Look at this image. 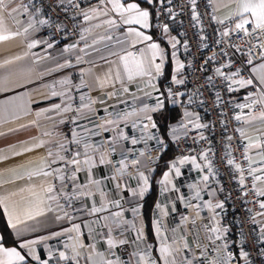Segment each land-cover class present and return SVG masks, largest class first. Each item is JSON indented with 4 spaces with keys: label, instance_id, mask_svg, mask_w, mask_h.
<instances>
[{
    "label": "crops",
    "instance_id": "crops-1",
    "mask_svg": "<svg viewBox=\"0 0 264 264\" xmlns=\"http://www.w3.org/2000/svg\"><path fill=\"white\" fill-rule=\"evenodd\" d=\"M6 2L9 8L0 11V19L11 31L18 30L16 21H21L23 27H26L29 19H46L34 0H6ZM127 2H135L142 9L149 10V27L142 31L152 37L151 42L157 43L163 53L160 73L156 74L153 69L151 78H139L133 82H128L126 78L121 82L116 81L120 61L118 56L111 53L117 52L123 55L125 50L135 53L145 45L138 44L136 48H132L130 43L122 44L121 41H130L131 38L127 36V26L123 25L120 18L112 12L104 16L89 10L85 13L92 17L90 20H86L84 15L80 16L79 22L84 39L80 37L76 42L54 40L47 33L48 23L37 25L27 37L20 36L14 40L0 42V65H3L0 67V200H4L8 205L9 212L12 213L11 217L3 206L0 208L5 225L15 242L14 245H6L0 230V244L8 248L17 247L20 250L21 241L39 240V243L33 246L38 260L32 259L27 248L21 250L25 255L24 264H40L43 260H48L49 264H57L59 251H66L67 255L71 256V248L65 249L64 244H73L77 233L68 232L61 236H54L53 233L71 228L73 224L80 226V243L94 246L96 252H107L108 245L105 238L109 229L114 240L126 239L128 241L126 245H118L112 249L115 256H109V259L118 256L128 261L130 254L138 250V245L141 248L150 246L152 249L146 235L142 201L151 189V179L156 166L154 161L146 158V153L161 149L165 145L155 118L165 106L162 79L168 73L170 77L168 81H173L175 75L177 80L182 81L177 84L182 85L187 71V57L184 52V42L177 29L162 31L158 37L154 28L153 14L156 0L151 5L146 0H127ZM211 2L217 21H224L220 25L234 29L233 19L229 17L233 15L236 4L230 0H211ZM21 4L29 6V13L21 11L8 15L13 7H19ZM109 7L110 5H106L101 8L106 10ZM37 9H39L38 15ZM110 19L116 20V26L106 23ZM19 30L22 31L23 28L19 27ZM32 41H37V46L29 49L27 45ZM49 43L52 44L50 48ZM173 43H176L175 48L172 47ZM73 44L76 45L75 48L64 50ZM17 56L21 59L17 60ZM9 60L12 63L6 64L5 61ZM155 62L161 63L160 58L158 57ZM261 63H264V59L253 64L249 69V79L253 80V85L242 87L237 84L234 87L235 93L249 89L251 86H259V74L253 73L252 69L258 68ZM178 64L183 65L179 71H177ZM119 70L122 74V68ZM62 81L68 83H61ZM124 88L128 90L124 91ZM53 91L57 93L56 96L51 94ZM259 96L258 92L257 99ZM169 100L170 104L179 111L177 121L168 130L172 142L182 137L187 127H190L196 136L207 133L208 126L195 129L189 123L191 120L207 125V120L197 109L191 95L181 94L179 101L170 98ZM56 104H60L61 108L71 105L72 111L61 114L50 111ZM145 106L147 111L141 112L140 109ZM77 109H80L79 115ZM127 112H136V115L124 118ZM186 112L191 113V116H186ZM37 113H40L39 117ZM253 114L258 113L254 111ZM61 118L63 123L60 122ZM74 118H76L75 123H73ZM153 124L155 127H152ZM101 125L103 127H100ZM184 125L187 127H183ZM173 128L176 131H173ZM242 130L246 133L242 138L243 147L249 142V137L252 140L258 136L264 138V126L259 121L251 125L242 121ZM45 132L50 135H45ZM74 132L80 140L79 145L70 143ZM121 132L126 139L121 136ZM133 139L137 143L133 144ZM41 142L43 147H35ZM59 143L68 147L73 146L70 155H64L61 151V155L68 159H71L76 151L81 153L78 157L81 161L78 170L68 166L71 168L69 176H67L68 169L62 164L64 162L52 165L53 168L63 169L61 175L68 177L63 181L64 187H61L60 180H54L53 177L29 176L30 172L41 167L43 160L50 159L47 156L49 151L53 154L57 152ZM85 144L90 145L87 152L93 160L91 168L83 163L86 159L83 155ZM27 148H31L32 151H25ZM259 151L261 149H251L250 157L258 160ZM17 153L21 154L17 155ZM101 155L105 159L104 164L100 163ZM187 156L196 157L197 163L202 167L193 168L190 162L179 164V159L184 156H177L169 162L160 182L164 180L166 172L169 174V179L166 184H159L158 199L152 215L156 248L151 254L154 258L159 256L157 251L159 241L154 227L155 222L159 221L162 231L160 239L166 238L169 243L176 240L177 244L174 247L183 249V255L179 256L178 260L193 259L194 264H202L199 261L201 250L197 246L201 222L204 219L214 221L213 216L219 213L215 215L214 222L219 224L221 229L229 230L231 227L226 221L228 213L226 196L216 182L214 171L207 184L202 182V175L208 174L207 168L203 167L204 164L209 163L208 159L200 160V155ZM134 159L138 163L133 164ZM121 160L124 161L122 174ZM173 164L180 169L179 176L171 169ZM140 173L148 178L146 190L142 195L140 189L143 184L139 179ZM93 180L100 181L99 186L92 183ZM48 182L55 184L56 193L65 194L58 197V203L64 206V211L72 217L71 220L68 217L59 221L55 219L56 215L63 216V212H60L57 203L48 200L43 192ZM194 184L200 190L199 199H192L194 192L190 185ZM257 200H264V197H257ZM102 202L109 210L96 215L91 214V208L100 207ZM116 202L120 207L115 206ZM206 202H211L213 205L223 202L224 208L215 209L213 212L204 206ZM188 203L199 205L198 216L196 208L186 207ZM49 206L53 208L52 212L47 210ZM133 209L138 211L134 213ZM40 210H43V215H37ZM260 211L264 210L260 209ZM115 212H121L122 215L112 216L111 213ZM29 214L34 218L29 219ZM185 216L188 220L183 219ZM256 223L260 236H264L260 231L261 227H264V216H257ZM12 224L16 226L12 227ZM138 231L142 233V240L137 236ZM69 237L73 239L70 240ZM185 243L189 245L188 248H184ZM50 251L51 259H49ZM80 251L82 255L79 264H87L86 258L92 252V248L85 247ZM94 258L98 259V257Z\"/></svg>",
    "mask_w": 264,
    "mask_h": 264
},
{
    "label": "built area",
    "instance_id": "built-area-1",
    "mask_svg": "<svg viewBox=\"0 0 264 264\" xmlns=\"http://www.w3.org/2000/svg\"><path fill=\"white\" fill-rule=\"evenodd\" d=\"M34 1L48 21L47 33L59 42L78 41L82 35L80 16L89 10L102 7L99 0ZM193 10L198 17L197 20L192 19ZM153 14L158 37L164 31L165 25L168 29H177L184 42L187 57L185 81L182 85L172 80L166 82L168 97L179 101L181 94L191 95L197 109L207 120L208 126L203 139L187 127L185 134L173 144L178 156L207 154L216 182L225 193L228 213L235 225V229L229 228L227 234L221 231L222 239L215 240L212 233L206 229V225L208 228H220V225L210 219H204L200 224V239L197 246L213 264H217V257L226 258L227 252L238 257L241 247L248 251L249 260L234 259L229 264H264V256L259 255L264 245L258 242L261 236L256 223V213L260 208L257 197L251 190V177L244 172L245 187L241 188L239 184L241 173L227 164L229 158H234L236 163L247 169V162L243 159V137L238 131L242 129V121L235 120L234 116L249 111L244 109L242 112L237 105L245 103V97L249 93L253 94L252 99H257V87L251 86L239 93L229 91L230 82L215 71L219 67L225 74H231L239 69L240 75L233 79H249V69L252 65L247 61L251 58L255 64L263 60L259 51L264 48V34H260L257 40L255 35H245L243 31L237 33L235 28L222 27L215 17L211 0H196L195 5L191 0H171L170 3L169 0H164L163 4L156 0ZM225 31H228L229 35H223ZM256 43L260 44V48L252 47ZM249 49H252L251 52ZM236 85L232 84V88L234 89ZM228 137H231V140ZM146 158L157 165L160 149L146 153ZM245 192L248 194L244 195ZM253 216L255 221L251 219ZM233 231L237 237L236 247L227 241V237ZM204 259L205 256L199 257L202 264Z\"/></svg>",
    "mask_w": 264,
    "mask_h": 264
},
{
    "label": "snow or ice",
    "instance_id": "snow-or-ice-1",
    "mask_svg": "<svg viewBox=\"0 0 264 264\" xmlns=\"http://www.w3.org/2000/svg\"><path fill=\"white\" fill-rule=\"evenodd\" d=\"M146 2L151 5L154 3V0H146ZM161 4H163L164 0H160ZM171 0H169V3ZM230 2L236 4V9L232 16L229 17V19H233V22L235 24V30L237 33L240 31H243L245 35H255L256 39L259 40L260 34H264V0H230ZM99 3L101 6L110 5L109 8L104 10L101 8L100 10L94 8L91 11L94 14H102L104 16H107L109 12L115 13L119 18L123 25L127 26L126 33L127 36L130 37V41H121L122 44L124 43H130V46L132 48H136L138 44H144V48H139L134 53L132 51L125 50L124 54L121 55L120 53L113 52L112 55L118 56L120 64L118 66V70L116 73V81L121 82L123 78H126L128 82H133L139 78L149 77L151 78L153 75V69L155 70L156 74L160 73L161 64L163 62V53L160 50V47L157 43L151 42L152 37L150 35H146L143 29H147L149 27V16L150 12L147 9H142L138 6L135 2H121V0H99ZM191 3L195 5L196 0H191ZM9 8V4L6 2V0H0V11H6ZM29 13V6L25 4H21L19 7H13L10 12H8V15L11 16L13 13ZM37 15L39 13V9L36 10ZM171 10L169 9V12ZM84 18L86 20H90L92 17L88 13H84ZM193 20H197L198 17L195 13V10H193ZM215 19V17H213ZM17 25L19 27H22L23 30L20 31L19 27L16 31H11L7 28V26L4 24L3 20L0 19V42L14 40L17 37L25 36L27 37L30 34V31H34L36 29L37 25H45L48 23L46 19H29L27 21V26L23 27L21 21H16ZM109 25L116 26V20L110 19L106 21ZM219 23L223 24L224 21L220 20ZM138 26V27H133ZM250 26V27H249ZM164 32L168 31L167 25L164 26ZM223 35L227 36L229 35L228 31H225ZM81 39H84V36L81 35ZM175 41V37L172 38ZM37 41H32L31 43H28V48L32 49L37 46ZM178 43V41L176 42ZM176 43L172 44V47H176ZM48 47H52V44H48ZM76 45H70L68 48H65V51H69L72 48H75ZM87 47V45H86ZM253 48H260V44L256 43L253 44ZM252 49H249V52H251ZM81 51H84V49H81ZM259 55L262 59H264V48H261L259 51ZM160 58L161 63H156V59ZM173 57H175V52H173ZM17 60L21 59V57L17 56ZM79 59V57H78ZM6 64L12 63V61H5ZM247 63L249 65H253V60L251 58L248 59ZM3 65H0L2 67ZM225 67H229V65H225ZM122 68V74L119 70ZM180 68H183L182 64H178L177 71H179ZM216 73L223 77L225 80L229 81L228 90L234 91L235 89L232 88V84H238L240 86H249L253 85L252 79H233L234 77H237L240 75L239 69H237L235 72H232L231 74H225L221 71V69L218 67L216 68ZM253 73L259 74V81L260 84L257 86V92L260 93L259 99H252V93H249L248 96L245 97V103L238 104L237 107L239 109L243 110L248 109L249 111L245 114H237L234 116V119L237 121H243L246 124H254V122L259 121L262 126H264V63H261L258 68L253 67L252 69ZM173 82L174 83H182V81L177 80L176 76H173ZM210 79V78H209ZM61 83H68V81H62ZM154 87V85H152ZM127 88H124V91H127ZM53 96H56L57 93L53 91L51 93ZM62 95V94H61ZM155 109H153L154 111ZM50 111H56L57 114L61 113H68L72 111L71 105L65 106L61 108L60 104H56ZM78 115L80 114V109L76 110ZM141 112L147 111V106L140 109ZM257 112L258 114H253V112ZM40 113H37V116L39 117ZM136 112H127L124 114V118H127L129 116H135ZM186 116H191V113L186 112ZM48 119H52V117H48ZM148 119H151V117H148ZM61 123H63V118H61ZM76 122V118L73 119V123ZM107 123H114V121H107ZM193 125L195 129H200L207 127V125L195 122V121H189ZM100 127H103L101 125ZM133 127H135V124H133ZM144 127H147V125H144ZM152 127H155V124L152 125ZM183 127H187V125H184ZM173 131H176L175 128L172 129ZM259 131V129H257ZM241 136H245L246 133L242 129H238ZM45 135H50V133L45 132ZM121 136L123 137V133L121 132ZM126 139V137H123ZM151 138V137H150ZM200 138L203 139V134H200ZM229 140H231V137H228ZM249 142L244 146L243 151V159L247 162V169H244V167L241 164H238L235 162L234 158H229L227 160V164L229 166H233L234 169L237 172H240V179L239 184L241 188L245 187V180L246 176L244 175V172H247V176L251 177V190L254 193L256 197H264V138L257 137L255 140H252L250 137L248 138ZM73 144L79 145L80 140L77 139L76 133H73L71 142ZM132 143L135 144L137 141L135 139L132 140ZM35 147H43V142L35 145ZM85 152L83 155L86 157V159L83 161V163L87 164L89 168L93 165V160L90 156H88L87 149L90 147V145L85 144ZM251 149H261L257 153L259 159H253L249 155V151ZM114 150V149H113ZM25 151H32L31 148L25 149ZM61 151L67 152L70 151L67 145L63 143H59L57 145V152L53 154L52 151H49L47 156L50 159L43 160L41 162V167L37 168L35 171L30 172L29 176H43L45 178L47 177H53L54 180L58 179L60 180L61 187H64L63 181L65 179L64 175H61V172L63 169L61 168H53L52 165L57 164L59 162H64L65 167L67 166H73L76 170H78V166L81 163V161L78 159V157L81 155L79 151H76L71 159H68L66 156L61 155ZM21 153H17V155H20ZM143 155V153H141ZM200 160H207V154L202 153L199 157ZM179 164H185V163H191L193 168L200 169L202 166L197 163L196 157H188L184 156L181 159H179ZM100 163L104 164L105 159L103 155L100 157ZM122 168L120 169V173H123V165L124 161L121 160ZM133 164L138 163L135 159L132 160ZM204 168H207L208 174L202 175V182L207 184L209 181L210 175L213 172V169L211 167L210 162L203 165ZM171 169L175 171V174L177 176L180 175V169L176 167V164L171 165ZM22 178V177H21ZM75 178L74 175L72 177ZM115 177H113L114 179ZM139 179L142 181L143 187L140 189L141 195L146 190V186L148 184V178L143 174H139ZM169 179V174L166 172L164 174V180H162L161 184H166ZM92 183L99 186L100 181L93 180ZM190 188H192L194 192V196L192 199H199L200 198V190L197 185H190ZM166 190V189H165ZM43 192L47 195V199L53 202L57 203V209L60 212H63V216L56 215L55 219L57 221L63 219L64 217H68L70 220L72 217L69 216L68 212L64 211V206L60 205L58 203V197L60 195H65L64 193H56L55 184L53 182H48L47 186L43 188ZM248 193H244V195H247ZM183 199V197L181 198ZM259 208L261 210H264V200H258L257 201ZM0 206H3L5 209V212L11 217L12 213L9 212L8 205L4 202V200H0ZM116 207H120L119 203L116 202ZM205 207L209 208L213 212H215V209H223L224 203L223 202H217L215 205H213L211 202H206ZM159 208V205H157ZM186 207L196 208L197 209V216L199 215V205H194L191 203H188ZM49 212L53 211V208L51 206L47 209ZM109 209L107 208L106 204L104 202L101 203L100 207L93 206L90 210L91 214L96 215L98 213L107 212ZM138 209H133V212H137ZM43 210H40L37 212V215H43ZM112 216L119 217L122 215L121 212H115L111 213ZM215 215H219V213H216ZM215 215L213 216V220L215 221ZM257 216H264V211H259L256 213ZM34 218L29 214V219ZM103 219H108V217H102ZM184 220H188V217H183ZM253 221H255V216L251 217ZM11 222V221H10ZM195 223V221H193ZM15 224H12V227H15ZM135 227V225H133ZM155 232L157 234V239L159 241V248L157 251L159 252V256L154 258L152 256V249L151 247H143L141 248L139 245L137 246V251H133L130 254V258L128 261H124L120 259L118 256H116L115 259H109V256H115V253L112 251V249L116 248L118 245L123 246L128 243L126 239H119V241H116L112 238L111 235V229H109V232L107 234V237L105 238V242L108 245L107 252H96L94 246L91 245H85L83 243H80L79 240V233H80V226L77 224H73L71 228L64 229L61 232L53 233L54 236H61L64 233L68 232H75L77 233V236L75 237V242L71 245L65 243L64 247L65 249L71 248L72 255H67L66 251H59L58 252V260L57 264H60V262H67V264H79L80 257L82 255L80 249H83L85 247L92 248V252L89 254V256L86 258L87 264H194L193 259H185L184 261H179L178 257L183 255V249L181 247H174V245L177 244L176 240H173L171 243L168 242V240L160 239L162 235L161 228L159 226V221H156L154 224ZM206 229L212 233L215 240H221L222 237L220 235L221 231L224 233H227V228H219V227H211L208 228L206 225ZM261 233H264V227H261L260 229ZM137 236L139 239L142 240V233L137 232ZM103 238V237H102ZM69 239H73L72 237H69ZM211 239V238H210ZM260 244L264 245V236H261V238L258 241ZM39 240H28V241H21L19 243V249L17 247H5L3 244H0V264H24L25 261V255L22 254L21 250L27 248L28 253L31 255L33 260H38V257L36 256L34 245L38 244ZM47 247V246H46ZM189 245L185 243L184 248H188ZM224 248H227V243L225 242ZM201 255L205 256V259L203 261V264H213L212 261L208 260L206 258V254L201 251ZM260 256H264V248H261L259 251ZM98 257V259L94 258ZM138 257V258H137ZM52 258L51 251L49 252V259ZM135 258V259H134ZM249 260V253L248 251L244 250L243 247L240 248L239 256L234 257L231 252H227L226 258L217 257V264H229L232 260ZM40 264H49L48 260H43L40 262Z\"/></svg>",
    "mask_w": 264,
    "mask_h": 264
},
{
    "label": "trees",
    "instance_id": "trees-1",
    "mask_svg": "<svg viewBox=\"0 0 264 264\" xmlns=\"http://www.w3.org/2000/svg\"><path fill=\"white\" fill-rule=\"evenodd\" d=\"M169 78L170 77L167 73L165 77L162 79L161 87L164 88L165 106L163 110L160 113H158L155 117L157 124H158L160 134L165 140V145L160 149V159L156 166L155 173L151 179V189L146 194V196L144 197L142 201V215H143V219L145 223L146 235H147L148 241L152 245V250L154 252L156 248V243H155V237H154L153 229H152V215H153V210L156 206L157 199H158L159 184H160L162 174L168 168L169 162L178 156L176 148L168 136V130L170 126L173 125L179 117L178 109L170 104V100L166 92L165 85H166V82H168ZM68 148L70 149V151H67V152L63 151L62 154L70 155L73 150V146H69ZM66 169H68L67 176H69V174L71 173V168L67 166ZM67 176H65V178ZM226 221L230 224V227L234 230L235 225L229 213H227L226 215ZM0 230L2 232V235L4 237V242L6 243V245H14L15 242L12 239V236L10 234L8 227L5 225V221L2 215L1 208H0ZM227 241L230 244H232V246L236 247L237 237H236L235 231H233V233L227 237Z\"/></svg>",
    "mask_w": 264,
    "mask_h": 264
},
{
    "label": "rangeland",
    "instance_id": "rangeland-1",
    "mask_svg": "<svg viewBox=\"0 0 264 264\" xmlns=\"http://www.w3.org/2000/svg\"><path fill=\"white\" fill-rule=\"evenodd\" d=\"M155 166H157V165H155Z\"/></svg>",
    "mask_w": 264,
    "mask_h": 264
}]
</instances>
